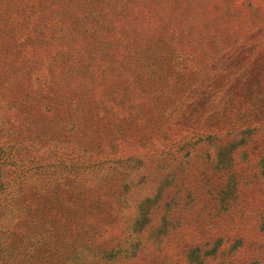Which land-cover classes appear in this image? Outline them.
<instances>
[{
    "label": "rangeland",
    "instance_id": "rangeland-1",
    "mask_svg": "<svg viewBox=\"0 0 264 264\" xmlns=\"http://www.w3.org/2000/svg\"><path fill=\"white\" fill-rule=\"evenodd\" d=\"M250 1L264 16V0ZM214 3L220 0L202 5L212 10L205 17L210 28L220 36L231 26L238 32L248 0H227L218 8ZM210 39L177 43L185 50L177 57L183 75L169 78L174 81L175 105L164 106L162 118L155 115L161 130L152 140L153 159L147 153L140 161L145 162L144 175L139 177L141 164L134 159L115 160L110 170L93 173L101 178L96 180L100 185L111 173L110 186L119 199L112 197L113 206L107 202L93 208L113 226L88 247L82 244L79 226L82 205L70 191L78 193L81 187V165L90 169L103 157H84L66 139L65 118L75 103L67 100L62 106L58 101L54 115L63 134L54 139L28 137L17 123L3 127L6 112L17 113L0 104V153L15 170L13 186L0 190V264H196L188 259L193 246L200 247L194 259L202 264H264V27L239 42ZM188 79L191 84L184 90ZM88 117L80 124L92 123L93 135L107 142L108 117ZM234 132L244 135L230 153V169L215 168V150ZM209 135L217 138L207 139ZM123 164L126 189L117 174ZM167 170L175 173V181L165 188L158 213L135 230V190L153 194Z\"/></svg>",
    "mask_w": 264,
    "mask_h": 264
},
{
    "label": "trees",
    "instance_id": "trees-1",
    "mask_svg": "<svg viewBox=\"0 0 264 264\" xmlns=\"http://www.w3.org/2000/svg\"><path fill=\"white\" fill-rule=\"evenodd\" d=\"M204 1L212 0H0V104L17 113L6 112L3 127L17 123L15 127L24 128L33 139L58 138L63 134L54 115L58 101L63 106L72 100V116L65 118L66 139L84 157H103L90 169L87 164L81 165V187L78 193L70 191L71 196L78 195L82 205L84 217L79 226L85 247L113 226L93 208L107 202L113 206L112 197L115 202L119 199L110 186L111 173L102 178V185L97 184L101 178L93 173L110 170L115 160L124 163L134 159L140 163L147 153L151 156L152 140L161 130L155 115L162 118L163 107L175 105L174 81L170 83L169 78L183 75L177 57L185 51L177 43H202L210 38L217 43L239 42L251 30L264 27V16H259L258 6L248 0V11L240 19L241 29L237 32L228 27L220 36L205 18L212 10L202 6ZM224 1L227 2L220 0L213 6L223 7ZM206 20L208 23H204ZM190 84L191 79L183 81L184 90ZM166 91L170 93L163 100ZM88 115L108 117L107 142L101 143L103 136L93 135L92 123L80 124L84 117L90 118ZM238 135L231 133L215 150V168L230 169L226 163L244 133ZM210 138L217 137L207 136ZM1 155L0 190H4L13 186L15 170ZM171 156L168 159L173 160ZM262 158L264 161V155ZM144 164L137 167L140 178ZM167 171L153 194L141 195L135 190V230L149 223L152 213H158L165 188L175 181V173ZM126 172L125 164L117 171L123 178V187L127 185ZM125 189L121 193L124 201ZM199 249L193 246L188 250L190 263L202 264L194 259Z\"/></svg>",
    "mask_w": 264,
    "mask_h": 264
}]
</instances>
